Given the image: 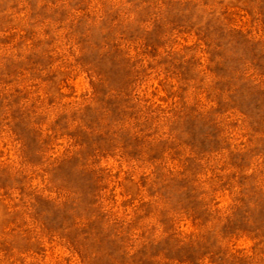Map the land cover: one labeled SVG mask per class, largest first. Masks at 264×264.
<instances>
[{
	"label": "rangeland",
	"instance_id": "374dc122",
	"mask_svg": "<svg viewBox=\"0 0 264 264\" xmlns=\"http://www.w3.org/2000/svg\"><path fill=\"white\" fill-rule=\"evenodd\" d=\"M0 264H264V0H0Z\"/></svg>",
	"mask_w": 264,
	"mask_h": 264
}]
</instances>
